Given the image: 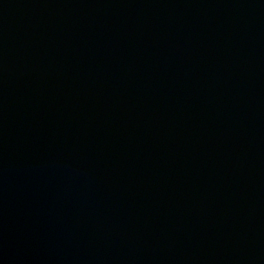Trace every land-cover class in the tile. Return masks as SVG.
<instances>
[{
    "label": "water",
    "instance_id": "water-1",
    "mask_svg": "<svg viewBox=\"0 0 264 264\" xmlns=\"http://www.w3.org/2000/svg\"><path fill=\"white\" fill-rule=\"evenodd\" d=\"M0 264H264V0H0Z\"/></svg>",
    "mask_w": 264,
    "mask_h": 264
}]
</instances>
